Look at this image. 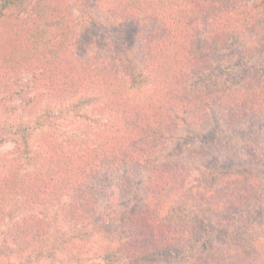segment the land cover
I'll list each match as a JSON object with an SVG mask.
<instances>
[{
  "label": "rangeland",
  "instance_id": "374dc122",
  "mask_svg": "<svg viewBox=\"0 0 264 264\" xmlns=\"http://www.w3.org/2000/svg\"><path fill=\"white\" fill-rule=\"evenodd\" d=\"M29 1L24 10L33 7V0ZM129 1L133 2L56 0L54 7L68 27L64 46L76 54L61 62L86 68L95 64L101 70L113 71L115 74L110 76L127 90L133 81L139 88L147 89L146 40L154 30L161 31L162 19L145 16L143 12L140 16L126 15ZM183 2L186 10L181 19L185 20V28L176 29L174 42L176 47H183L179 36L193 35L191 52L196 53V59L200 58L186 77L188 89L178 94V99L192 101L191 112L188 116L182 114V108L175 111L176 126L166 131L163 148L153 156L152 164L184 167L185 186L194 196L199 190L220 189L226 180L249 173L253 181L246 193L247 206L235 214L229 210L224 216L207 217L199 213L204 207L184 202L177 194L169 199L174 192L163 200L150 199L145 207L144 186L152 166L128 163L120 168L122 164L113 158L106 162L111 165L104 164L106 167L88 183L95 202L93 207L76 206L69 192L61 188V194H44L45 198L36 203L27 202L26 192L29 196L33 190L50 192L55 184V178H46L43 184L41 181L43 172L47 171L45 176L53 175L50 168L59 155L54 151L61 156H73L78 164H84L85 158L76 153L84 155L99 146L101 154L111 149L115 140H119L117 134L123 132L115 128L118 117L109 111L104 97L93 105L80 103L86 92L68 97L50 93L41 96L35 105L27 106L26 100L33 92L26 93L24 84L31 73L21 71L17 76L6 77L0 74V174L7 176L4 183L9 184L11 194L0 215V264H106L103 258L106 253L124 241L129 242L130 236L123 232L131 234L133 226L127 217L142 212L154 216L158 212L157 217L165 222L166 215L172 216L170 208L175 201L179 207L199 213L189 221L182 219L186 223H181L174 232L182 234L180 241L187 243L196 236L199 244L210 246L213 256L236 251L238 257L227 259L230 264H244L241 262L244 254L256 250L255 256H250L255 260L246 264H264V229L260 226L264 225V108L256 109L250 101L249 113L240 107L229 109L236 91L242 88L245 93L251 92L264 83V0H198L194 6L189 0ZM245 9L255 14V25H247L251 27L247 31L229 35L221 42L211 40L208 48L206 38L215 33L225 36L212 32L223 28L213 27L214 21L224 22L233 15L248 22L247 11L241 13ZM18 16L24 17L25 13L18 12ZM9 17L3 22V34L14 32L11 21L15 17ZM48 25L41 20L37 29L46 33ZM28 30L34 31L32 25ZM5 45L4 38L0 39L2 51L7 50ZM18 87L20 96L16 95ZM219 103L227 107L222 109ZM39 163L44 166L40 172L36 169ZM14 182L18 184L13 187ZM172 225L178 224L173 220ZM31 228L38 229L37 236L32 230L29 232ZM116 234L120 235L112 238ZM197 249L179 251L180 256L168 264H197L196 256L202 254ZM121 261L120 264H129L131 259L122 256Z\"/></svg>",
  "mask_w": 264,
  "mask_h": 264
},
{
  "label": "trees",
  "instance_id": "16d2710c",
  "mask_svg": "<svg viewBox=\"0 0 264 264\" xmlns=\"http://www.w3.org/2000/svg\"><path fill=\"white\" fill-rule=\"evenodd\" d=\"M55 1L33 0V7L31 6L25 10L24 6L26 7L30 2L29 0L2 1L0 5V32L2 31L0 39L4 38L6 41L5 48L7 50L2 51L3 49L0 48V74L6 77L9 74L17 76L21 71L31 73L30 80L24 84L26 93L33 92L32 97L26 100L27 106L35 105L41 96L50 93L56 97H68L78 92H86L87 94L80 99V103L93 105L104 97V103L109 106V111L118 117V125L115 128L123 133L122 135L118 133L119 140L114 139L115 143L111 146L112 148L106 149V151L103 150L101 154L99 146L84 155L76 153V156L85 158L84 164H78L73 156H61L58 151H54L56 155H59L55 157L54 165L50 168L53 175L45 176L47 174V171H45L42 173L41 178L42 184L46 178L56 179L51 191H42L41 193V191L35 192L33 190L31 196L26 192L24 200L27 202L31 200L36 203L45 198L44 194L46 196L50 193L54 196L61 194V188L63 191L69 192L71 200L75 202L76 206L92 205L93 207L95 202L92 195H90L88 183L97 172L106 167V164L111 165L106 162L113 158L119 164H122L120 168L128 163L152 166L144 186L145 207H148L147 203L150 199L161 198L163 200L174 194V192L175 194L169 199L175 198L177 194V196H180L179 199L184 202L190 201L193 205L204 207L203 211H199V213H204L207 217L210 215L224 216L229 210H232L235 214L242 206H247L246 193L249 191L248 186L252 185L250 182L253 181L252 175H249V173L241 174L232 180H226L221 184L220 189L215 188L212 191L209 189L199 190L198 195L194 196L193 191L185 186L186 175L182 171L185 173L187 171L184 167L172 164L161 167L152 164L153 156L160 148H163L162 139L166 131L176 126L175 111L182 108V114L187 115L188 113V116L191 112L189 103L192 101H183V97L178 99V94H182L183 91L188 89L187 78L190 71L193 68L195 69V62L197 60L200 62V58L196 59V53L191 52L193 35L179 36L183 47H176L174 42L176 41V29L178 27L185 28V20L183 19V22L181 19L182 12L186 10L183 0H133V2H128L129 7L126 15L140 16V12H143L145 16H151L155 19L160 17L162 19L160 23L161 31L154 30L146 40L147 52L149 53L145 65V69L148 71L145 74L149 81L148 88L141 89L132 80L133 84L130 85L129 90L125 89L113 76H110L115 74L113 71L101 70L95 64H91V67H87V69L85 66L75 64L69 66L61 62L64 58L76 57V54L70 52L69 48L64 46V44H67L65 36L68 27L63 24L62 14L55 9ZM189 2L191 6H194L197 5L198 0H189ZM178 11L180 15H178ZM246 11L249 14L248 22L242 17L241 19L234 18L233 15L224 19V22L215 20L213 27L223 28L217 29L218 31L214 29L212 32H221L225 36L216 33L209 34L211 36L205 39L208 48L211 40L216 39L221 42L226 40L229 35L245 32L248 30L247 28L254 26L255 14L247 9L241 13L244 14ZM18 12L25 13V16H18ZM12 15L15 17L11 21V24L14 25V32L3 34V22H7L10 19L9 16ZM41 20L49 23V30L46 33L37 29V24ZM29 25L34 28L33 32H29ZM247 25H251V27ZM9 46H11V52ZM14 49L17 51L12 52ZM192 55H195L194 59ZM160 85L162 87H159ZM245 90L241 88L235 92L234 100L230 102L229 109L232 110L235 106L243 109L244 113H249L252 110V107H249L250 101H252V106L255 104L256 109L264 108V83L251 92L247 91L245 93ZM20 92L21 89L18 87L16 95L20 96ZM244 94L245 96L248 94V97L244 98ZM217 99L219 100L220 97ZM219 107L225 109L227 106L219 103ZM200 121L201 119L198 122ZM46 148L45 151L48 150ZM39 165L36 169L40 172L44 166ZM5 177L7 176L4 173L0 174L1 216V212L6 206L4 204L11 197V194H8L9 184L4 183L7 182ZM14 184L17 185L18 182H14L13 187ZM23 188L26 189L24 185ZM15 192H18V190ZM204 195H207V197L204 198ZM174 203L170 208V212L173 211L172 216L167 217L166 215L165 222L158 218V212L154 215L156 217L152 216L151 213L143 212L141 215L133 213L127 217L133 226L131 234L126 231L123 232L125 236H130L129 242L124 241L117 245L115 249L106 253L103 257L105 263L108 264L111 261L120 264L123 256L125 259H131L129 264H168L174 257L180 256L179 251H185L187 248L192 251L197 249L200 242L197 241L196 236L185 243L180 241L182 240V234L174 235V232L179 229L181 223H186L190 217L196 218L199 213H192V211L189 212L179 207L178 201ZM159 205L161 206L162 202ZM156 209L161 210L159 206H156ZM173 220L178 225L173 226ZM260 226L264 229V225ZM31 230L34 235H38V229L31 228L29 232ZM119 235H113L112 238ZM122 250L124 253H122ZM197 250L202 251V254L196 256L197 264H230L229 260L227 261L228 257H238L236 251H227L223 252L222 255L217 256L218 254H215L213 256L210 246L204 247V245H201ZM255 253L256 250H253L250 254H244L241 262L244 264L252 263L255 259L252 260L250 256H255Z\"/></svg>",
  "mask_w": 264,
  "mask_h": 264
}]
</instances>
